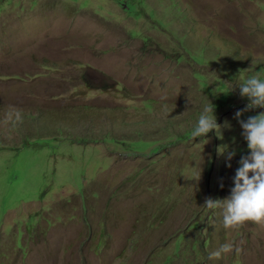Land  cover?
<instances>
[{"label":"rangeland","instance_id":"rangeland-1","mask_svg":"<svg viewBox=\"0 0 264 264\" xmlns=\"http://www.w3.org/2000/svg\"><path fill=\"white\" fill-rule=\"evenodd\" d=\"M0 5V142L12 146L0 148V264H160L181 233L179 264H264V226L225 229L222 210L204 208L230 196L250 155L235 113L248 103L238 86L264 77V0H143L135 15L119 0ZM47 62L76 77L31 81ZM50 86L63 98L31 108L35 138L24 120L5 123L29 104L21 92ZM224 92L220 137L180 141ZM41 111L67 133L43 138ZM218 150L236 152L231 168ZM206 236L199 255L192 244ZM229 242L241 253L209 259Z\"/></svg>","mask_w":264,"mask_h":264},{"label":"clouds","instance_id":"clouds-1","mask_svg":"<svg viewBox=\"0 0 264 264\" xmlns=\"http://www.w3.org/2000/svg\"><path fill=\"white\" fill-rule=\"evenodd\" d=\"M230 87L231 91H235L237 86ZM238 87L241 98H247L248 103L244 109L236 111L235 118L243 129L241 135L247 142L250 155H242L238 161L239 167L236 168L235 175L232 177L233 186L230 189V196L224 199L207 197L204 202L209 210L221 209L223 227L233 230L240 229L248 223L264 226V111L249 116L247 120L240 118L246 111L264 109V77L260 74L250 76ZM8 122L16 128L23 122V117L18 110L14 114L9 112L5 120V123ZM212 131H215L216 135L222 134L221 125L217 123L215 108L210 102L203 107L190 133V138L195 141L198 137H206ZM225 154L227 167L231 168V160L236 152L218 150V155ZM200 178L201 172L186 179L199 182ZM221 187H223L222 184ZM241 251L242 247L239 244L229 242L211 252L209 259H220L222 254L233 252L240 254Z\"/></svg>","mask_w":264,"mask_h":264},{"label":"crops","instance_id":"crops-1","mask_svg":"<svg viewBox=\"0 0 264 264\" xmlns=\"http://www.w3.org/2000/svg\"><path fill=\"white\" fill-rule=\"evenodd\" d=\"M68 68V67H66ZM38 76L34 79H31V81H42L44 79H50L51 77H54L55 75H57V81H56V84H58L59 82L58 81H65L67 79V81H69L70 78L72 77H76V74H72L69 73V71L67 70H62L61 68V65H56L55 62H47L44 64V69L42 72H40L39 74H37ZM22 77L20 76H15V77H12L10 79H15L16 81H19V82H24L26 83L27 81L23 80V79H20ZM32 78V77H30ZM59 79V80H58ZM82 79V77H81ZM56 89H54V86H50V88H41V89H36V90H33L32 91H29L28 94L26 93V90L21 92L23 95H25V97H30L29 95H31L32 97L30 98V101H29V104L28 102L26 103L27 105H23V102L20 103V104H17L15 106H13L14 108H16L22 115L23 117V120L25 121V123L20 126L19 128L21 129V131L26 134L25 136H29V137H32V138H35L34 135L32 136L31 134L28 135V131L31 130L30 129V125L32 124V122H34L35 119H40L38 118L37 116V112L32 110L31 108L39 103H41L45 108H47L48 106H53V105H57V103L59 101H61L60 99V96L63 98L62 95V92L60 91V88H59V92L58 91H55ZM67 87H66V91H67ZM60 95V96H59ZM73 95V94H72ZM29 99V98H28ZM41 99V100H39ZM31 102V104H30ZM40 113H43V118L45 119V122H48V126H46L45 128L47 129V133L45 135H43L42 137L43 138H50L52 136L56 137V135H58L60 133V130H62L63 132L67 133V130H68V127L66 128L65 126L66 125H62L61 122L58 121V123H56V119L58 118H54L53 117V113L52 112H49L46 113L44 111H41ZM47 115V116H46ZM28 126H27V125ZM29 127V128H28ZM65 127V128H64ZM4 136V135H3ZM3 145V147H0V148H10L12 146L10 145H7L5 142L1 143L0 142V145Z\"/></svg>","mask_w":264,"mask_h":264},{"label":"trees","instance_id":"trees-1","mask_svg":"<svg viewBox=\"0 0 264 264\" xmlns=\"http://www.w3.org/2000/svg\"><path fill=\"white\" fill-rule=\"evenodd\" d=\"M121 1V3L124 5V8L131 14H136V11H133L131 8H137V10H139V6L143 3V0H131L130 2H128L127 0H119ZM1 6V5H0ZM33 75V74H31ZM14 76H20L19 74H14ZM23 77V76H20ZM110 86L105 85V88H108ZM222 87H224V84L222 85ZM227 100V93L224 92V94L219 96V99L214 102L213 106L216 107H222ZM197 114H201V111H198ZM244 114V113H243ZM199 115H197L196 117V121L194 126L196 125L197 121H198V117ZM193 114L190 116L192 117ZM194 126L190 127L189 129H187L185 131V133H183L182 135H178V139L181 140H188L190 138V133L192 131V129L194 128ZM210 135V134H209ZM122 141H124V139H121ZM246 153H244L245 155ZM208 170H210L209 167H207ZM208 179V185H209V174L207 176ZM205 208V205H204ZM198 217V216H197ZM195 217V219L197 218ZM199 220H195L192 224H190L191 228H195L198 224ZM185 238V234L181 233L175 240V247L171 248V250H169L168 252L165 253L164 258L162 259V262L160 264H179L177 262V257L181 256L184 253V250L181 249V241ZM171 242V241H170ZM209 242V236H206L205 238L201 239L200 237L197 238L195 240V242L192 244L193 248L197 247V251L200 254H203V252L207 251V245ZM170 245V243H168L165 247H160V248H156V252L160 253V250L162 249L163 251H166L168 246Z\"/></svg>","mask_w":264,"mask_h":264}]
</instances>
